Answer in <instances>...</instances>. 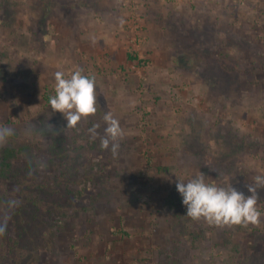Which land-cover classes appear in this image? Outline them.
Listing matches in <instances>:
<instances>
[{
    "label": "rangeland",
    "instance_id": "rangeland-1",
    "mask_svg": "<svg viewBox=\"0 0 264 264\" xmlns=\"http://www.w3.org/2000/svg\"><path fill=\"white\" fill-rule=\"evenodd\" d=\"M81 1L0 0V156L15 149L23 181L0 176V223L26 228L38 264H246L264 249V197L258 225L217 226L186 216L176 182L203 172L247 196L264 175V0ZM225 61L248 72L220 93ZM77 68L95 77L97 113L67 129L47 97ZM106 112L124 130L117 156L88 132L104 135ZM18 204L36 223H16Z\"/></svg>",
    "mask_w": 264,
    "mask_h": 264
},
{
    "label": "clouds",
    "instance_id": "clouds-1",
    "mask_svg": "<svg viewBox=\"0 0 264 264\" xmlns=\"http://www.w3.org/2000/svg\"><path fill=\"white\" fill-rule=\"evenodd\" d=\"M55 94L49 98V105L54 112H59L67 121V129H75L82 120H87L97 113V89L94 76L83 74V69L65 73H54ZM106 124L104 135L101 136L97 129L99 124H94L88 129L91 140L99 138L100 147L110 150L117 156L120 150V141L124 138V130L120 122L111 112L103 116ZM12 135V129L0 127V146L6 143L7 137ZM250 195H245L232 185L224 187L206 182L203 172L196 173L185 181L177 177L176 189L182 197L186 207V216L194 221H206L217 226H232L248 224L258 225L261 212L257 208L259 194L257 189L264 188V175L254 177V185L246 184ZM17 202L10 201V206ZM5 216L0 223V236L7 228Z\"/></svg>",
    "mask_w": 264,
    "mask_h": 264
},
{
    "label": "trees",
    "instance_id": "trees-1",
    "mask_svg": "<svg viewBox=\"0 0 264 264\" xmlns=\"http://www.w3.org/2000/svg\"><path fill=\"white\" fill-rule=\"evenodd\" d=\"M130 58L132 59L133 57L130 56ZM261 63L260 66H264V61L260 60ZM249 66H253L255 64V61L253 60H249ZM2 65H0V74L5 73V70L3 68H1ZM250 69V67H249ZM248 72V69H241L237 63L233 64V61L229 62V61H225L224 63H220V66L217 68L216 71L211 72L213 75H215L216 78V82L218 84H216V86H221V88H218L217 90L220 93H228L229 92V88L232 87V84H236L233 89H237L239 90L240 87V82L242 79L243 74H246ZM221 75H223L221 78ZM220 79V80H219ZM239 80V83L237 84L236 82ZM47 99H49V97H47ZM41 134H45V131H42ZM65 133L64 131H57V133L55 134V136L52 137V146L50 148V150L48 152H50L52 155H60V147L62 143H65ZM73 138L75 136H72ZM71 137V138H72ZM72 138V139H73ZM15 149L8 147L5 148L3 150V156H0V176L1 177H12L15 178L16 176H20L19 179H17V183H22V173L21 171L17 170L14 174L10 171V161L9 158H11V156L14 154ZM73 167V166H71ZM31 168V166L26 167V170H29ZM160 169H162V167H159ZM26 182V180H25ZM40 186V185H39ZM259 197L261 198L262 196L264 197V188L259 189ZM262 197V198H263ZM264 200V198H263ZM8 201H13V199L10 198V200ZM42 202V201H41ZM34 203L37 205L38 201H34ZM182 203V202H181ZM175 207H177V210H179V204H176ZM50 213L53 211L54 213H60L59 208L57 207L56 203L50 207ZM183 212L186 213L185 210H182ZM15 214H19V215H23V213L25 212L24 210V206L23 204H18L17 207L14 209L13 211ZM182 212V213H183ZM184 213V214H185ZM37 215V214H36ZM36 215L34 217H32V219H28L26 216H22L21 218L15 219L17 224H24L26 227L29 224H34V222L36 223ZM38 216V215H37ZM179 217V215L177 216V218ZM179 224H183L179 218L177 219ZM8 226V225H7ZM35 227H38V225L35 224ZM9 227L6 228V232L3 236H0V264H3L5 261H11L14 262L15 264H38V258L36 257V255H34V246L35 244L33 243V240L30 238V240L21 245L20 246V241L22 238V234L24 232V230L26 229L24 227V229L22 231L17 230L14 235L9 233ZM259 240L257 241L258 244H260V249L263 247L264 244V237H260L258 238ZM20 246V247H19ZM235 250L237 252H240L241 249H239L238 246L234 247ZM263 250V254H264V249ZM259 250H257L256 248L253 249L251 251L249 255V258L247 257V263L246 264H261L263 261V254L261 252H259ZM8 262H5L4 264H8Z\"/></svg>",
    "mask_w": 264,
    "mask_h": 264
},
{
    "label": "crops",
    "instance_id": "crops-1",
    "mask_svg": "<svg viewBox=\"0 0 264 264\" xmlns=\"http://www.w3.org/2000/svg\"><path fill=\"white\" fill-rule=\"evenodd\" d=\"M84 0H82L80 3H82Z\"/></svg>",
    "mask_w": 264,
    "mask_h": 264
}]
</instances>
